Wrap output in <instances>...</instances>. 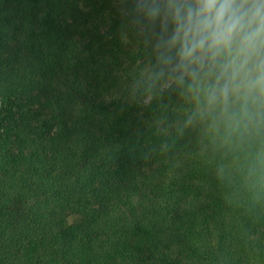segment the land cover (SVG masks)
Wrapping results in <instances>:
<instances>
[{
  "label": "trees",
  "instance_id": "1",
  "mask_svg": "<svg viewBox=\"0 0 264 264\" xmlns=\"http://www.w3.org/2000/svg\"><path fill=\"white\" fill-rule=\"evenodd\" d=\"M118 9L0 0V264H264V109L149 90Z\"/></svg>",
  "mask_w": 264,
  "mask_h": 264
},
{
  "label": "clouds",
  "instance_id": "2",
  "mask_svg": "<svg viewBox=\"0 0 264 264\" xmlns=\"http://www.w3.org/2000/svg\"><path fill=\"white\" fill-rule=\"evenodd\" d=\"M118 10L154 54L149 90L174 82L209 108L235 98L244 115L264 109V0H119Z\"/></svg>",
  "mask_w": 264,
  "mask_h": 264
},
{
  "label": "rangeland",
  "instance_id": "3",
  "mask_svg": "<svg viewBox=\"0 0 264 264\" xmlns=\"http://www.w3.org/2000/svg\"><path fill=\"white\" fill-rule=\"evenodd\" d=\"M4 121H0V137L2 136Z\"/></svg>",
  "mask_w": 264,
  "mask_h": 264
}]
</instances>
